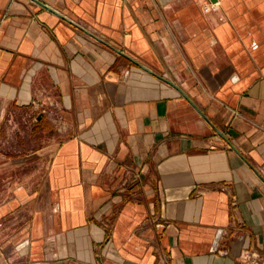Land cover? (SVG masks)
I'll return each mask as SVG.
<instances>
[{"label":"crops","instance_id":"obj_1","mask_svg":"<svg viewBox=\"0 0 264 264\" xmlns=\"http://www.w3.org/2000/svg\"><path fill=\"white\" fill-rule=\"evenodd\" d=\"M245 249L264 256V0H0V264Z\"/></svg>","mask_w":264,"mask_h":264},{"label":"built area","instance_id":"obj_2","mask_svg":"<svg viewBox=\"0 0 264 264\" xmlns=\"http://www.w3.org/2000/svg\"><path fill=\"white\" fill-rule=\"evenodd\" d=\"M215 6H216V2L209 1V2H205L202 5V9L203 11H209ZM32 118L36 120V115H33ZM55 121L56 124L60 123L58 118H55ZM240 262L242 264H264V256L254 250L245 249L240 254Z\"/></svg>","mask_w":264,"mask_h":264},{"label":"rangeland","instance_id":"obj_3","mask_svg":"<svg viewBox=\"0 0 264 264\" xmlns=\"http://www.w3.org/2000/svg\"><path fill=\"white\" fill-rule=\"evenodd\" d=\"M50 124H52V122L50 121Z\"/></svg>","mask_w":264,"mask_h":264}]
</instances>
